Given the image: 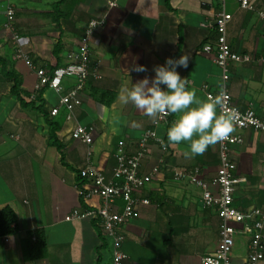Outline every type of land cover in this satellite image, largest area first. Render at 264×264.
<instances>
[{
  "label": "crops",
  "instance_id": "1",
  "mask_svg": "<svg viewBox=\"0 0 264 264\" xmlns=\"http://www.w3.org/2000/svg\"><path fill=\"white\" fill-rule=\"evenodd\" d=\"M250 3L257 10L264 6V0ZM8 5L15 11L12 30L5 15ZM219 8V0H118L115 7H108L107 0H0V54L21 75L22 88L36 75L14 58V33L35 65L49 71L68 63V54L78 49L89 20L104 19L90 40L96 76L87 80L74 119L66 120L63 108L54 117L61 122L58 136L68 166L60 162L56 150L51 170L45 168L44 152L49 145L40 146L41 132H46L40 131L41 117L19 104L9 93L10 83L0 75V209L9 206L18 220L15 234L0 237V264H113L112 240L93 220H65L73 209L82 208L73 169L91 166L110 178L117 142L123 140L126 150L134 153L146 129H154L165 139L166 149L149 141L141 160L143 173L156 165L160 169L136 191L150 203L139 205L137 215L122 227L124 264H200L201 257L217 249L220 221L216 210L204 208L202 189L187 180L176 181L173 170L194 171L216 194L211 182L219 167L218 143L193 156L187 142L169 143L165 126L131 103L121 104L118 97L125 83L146 76L151 79L154 66L184 54L189 66L177 70L188 79L197 98H207L205 84L209 91H217L221 69L214 61L213 48ZM225 8L232 17L227 25L231 49L253 58L249 63L230 64L227 89L236 105L251 107L264 120L263 25L256 11L241 9L232 0H226ZM207 45L210 51L203 49ZM135 65H143L147 71H133ZM74 83L73 78L64 79V90ZM101 92L115 95L110 105L96 100ZM43 97L47 110L58 103V96L48 90ZM172 118L174 122L177 115ZM76 122L92 127L90 145L71 138ZM240 132L242 142L231 148L237 175L243 179L236 187L234 205L248 210L264 205V133ZM99 202L97 197L85 200L88 206ZM31 232L32 241L35 233L45 239L43 255L34 259L25 251ZM236 240L246 249V236ZM259 264H264V258Z\"/></svg>",
  "mask_w": 264,
  "mask_h": 264
},
{
  "label": "built area",
  "instance_id": "2",
  "mask_svg": "<svg viewBox=\"0 0 264 264\" xmlns=\"http://www.w3.org/2000/svg\"><path fill=\"white\" fill-rule=\"evenodd\" d=\"M220 8L215 13L214 26L215 39V63L221 69L219 88L217 91H209L208 85H203L206 97L215 96L220 92L224 94L223 112L231 114L236 121L235 131L222 142L218 143L219 167L211 184L216 187L213 194L207 184L199 180L192 170H173V178L176 181L187 180L198 185L202 189L201 202L204 208L216 210L219 216V244L214 252L201 257L200 264H204L206 258H211L213 264H259L264 258V205L256 206L248 210L234 205L236 187L243 180L237 175V166L231 158L233 145L242 142V130H251L264 133V120H262L251 107L244 109L236 105L227 89V81L230 78L229 66L232 63H249L253 60L250 55L233 51L227 39V25L231 21V14L226 11V0H219ZM241 9L256 11L264 29V6L255 9L250 0H232ZM118 0H107L108 7H115ZM264 5V4H263ZM7 25L12 30L15 11L8 5L5 9ZM104 22L103 18L91 19L84 27L80 38L79 47L68 54V63L47 71L43 67H37L31 57L19 44V36L14 33L13 42L17 45L14 58L21 60L36 75L35 92L46 87V90L58 96V103L48 109L51 117L58 115L60 108L66 112V120L74 119V111L82 103L81 92L90 76H96L91 67L90 40L96 29ZM205 51H210L209 45L204 46ZM264 60V59H262ZM66 78L75 80L67 90H64L63 81ZM30 99H33L36 93ZM157 123L168 129L173 123L171 115L162 114L157 118ZM93 129L91 126L77 123L71 130V138L90 145L92 143ZM149 141L158 143L166 149L165 141L156 135L154 129H146L138 141V150L129 153L123 140H119L115 146V166L111 177L92 168L91 166L80 171L82 182L79 184V194L84 200L97 197L99 204H93L85 208L73 209L65 216L66 221L90 219L93 220L112 240L113 264H124L126 255L122 250L125 236L122 227L130 219L137 215V207L141 204H149L146 198L136 194L138 189L144 187L159 172V165L152 167L148 172H141V160L146 155ZM90 155V152L88 153ZM88 179L89 183L85 182ZM247 237L246 255L239 259L234 255L236 238ZM234 258L236 260H234Z\"/></svg>",
  "mask_w": 264,
  "mask_h": 264
},
{
  "label": "clouds",
  "instance_id": "3",
  "mask_svg": "<svg viewBox=\"0 0 264 264\" xmlns=\"http://www.w3.org/2000/svg\"><path fill=\"white\" fill-rule=\"evenodd\" d=\"M189 57L166 58L163 65L154 66V76H147L133 83L122 85L119 93L121 104L131 103L150 118L176 114L177 118L167 129V141L180 144L187 142L193 156L202 155L210 145L227 139L235 131L236 121L231 114L223 112L224 94L198 99L189 81L182 77L179 68L187 69ZM136 72H146L143 65H135ZM204 264H213L206 258Z\"/></svg>",
  "mask_w": 264,
  "mask_h": 264
},
{
  "label": "trees",
  "instance_id": "4",
  "mask_svg": "<svg viewBox=\"0 0 264 264\" xmlns=\"http://www.w3.org/2000/svg\"><path fill=\"white\" fill-rule=\"evenodd\" d=\"M92 67V65H91ZM54 68H49V72ZM0 75L8 83H10L9 93L14 96L19 104L24 108H30L37 111L43 118L47 126V144L49 146L55 147L59 153V160L65 166H68L65 162L64 155V145L61 143L58 136V132L61 129V122L54 117H51L49 111L44 107V97L43 93L46 91V87L36 91L33 99L29 101L26 100L24 96L31 97L33 92H28L22 88L23 79L21 75L12 67L10 60L7 57H4L0 54ZM96 100L102 104L110 105L115 99V95L110 92H101L95 97ZM173 114H171V119ZM165 140V139H164ZM166 142V140H165ZM76 173V181L79 184L82 182V177L80 170L73 169ZM81 207L85 208L86 205L82 198V195L79 196ZM18 231V220L17 215L12 208L9 206H3L0 209V237L13 235ZM38 233V232H37ZM34 232L29 234V241L27 242V249L25 247L28 258L34 259L43 255L45 239L42 236H39L35 233V240H31V236Z\"/></svg>",
  "mask_w": 264,
  "mask_h": 264
},
{
  "label": "rangeland",
  "instance_id": "5",
  "mask_svg": "<svg viewBox=\"0 0 264 264\" xmlns=\"http://www.w3.org/2000/svg\"><path fill=\"white\" fill-rule=\"evenodd\" d=\"M36 77L35 76H33L32 78H31V80L30 81H26L25 83H24V90H27V91H29V92H32L33 91V93L35 92V89L33 90V88H34V83H35V81H36ZM11 85V84H10ZM10 85H9V87H10ZM49 91V93L51 94V95H53L54 93H52V91H50V90H48ZM25 98H27V100L29 101L30 100V98L29 97H27V96H25ZM51 100V99H50ZM38 113V112H37ZM39 114V113H38ZM39 116L41 117L40 118V131H43V130H46V132L44 133V132H41V137H40V146L43 144V145H45V144H47V126H46V124H45V122H44V120H43V118H42V116L39 114ZM42 143V144H41ZM48 145V144H47ZM57 156V153H56V149H55V147H52V146H49L48 148H46V150H45V152H44V164H45V168L48 170V171H50L51 170V166H52V164H53V162H54V160H55V157ZM34 162V161H33ZM33 164V163H32ZM37 169V165H35L34 164V169ZM234 253L236 254V255H238L239 257H241V258H243V257H245V255H246V249H245V247L244 246H242V245H239L238 243H237V240H236V246H235V248H234ZM234 260H236L235 258H234Z\"/></svg>",
  "mask_w": 264,
  "mask_h": 264
}]
</instances>
